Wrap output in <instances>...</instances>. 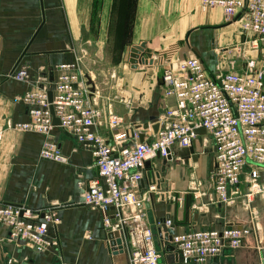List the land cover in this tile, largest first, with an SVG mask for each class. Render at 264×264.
I'll return each instance as SVG.
<instances>
[{"label": "crops", "instance_id": "crops-1", "mask_svg": "<svg viewBox=\"0 0 264 264\" xmlns=\"http://www.w3.org/2000/svg\"><path fill=\"white\" fill-rule=\"evenodd\" d=\"M162 1L0 0V204L20 205L29 209L58 207L55 209L57 218L56 248L42 253L36 252L21 241H8L7 230L0 226V264H4L8 259L13 260L15 264L128 263L123 239V254L118 255L109 246L107 234L110 232L102 229L99 212L80 205L83 189L77 183L98 178L97 169L87 148L79 145L68 132L55 129L52 140L66 157L67 163L59 164L43 160L39 157L44 141L41 135L14 131L8 129L7 125L27 122L26 109L21 102L24 93L36 88H47L49 92L59 73L57 67L74 60L73 54L78 52L75 51L76 46L79 45L83 36L81 32L83 20L109 21L111 20L109 15L113 13V8L114 13L123 14L124 6L126 8L135 6V9H131V13H135V16L120 19L135 20L138 23L136 27L140 28L142 22L152 18L145 13V6H161ZM180 1L185 3L187 10L188 2L193 0H177V2ZM119 6L122 7L119 8ZM127 13H130V10ZM159 14L161 13L158 11L154 12L153 18ZM203 19L209 26L221 25L222 20L226 24L216 29L222 35L219 41L215 38L214 33L211 34L214 30L210 29L204 34L202 41L196 40V35L201 37L200 34H195L196 32H193V35H191L192 33L188 35L191 36L194 46L202 49L204 47L220 49L229 43L230 40L227 41L229 38L233 44H236L237 40L241 41L242 32L238 19L226 22L219 9H211ZM101 32H109V30L101 29ZM151 32L156 31L152 30ZM236 32L237 34H235ZM130 34L128 27V32L122 36L129 37ZM101 35L102 47L98 49L107 52L108 39L104 40L103 38L106 36H103L102 33ZM151 35L153 34L140 32V30L135 32L137 39L140 38L142 42L145 41V36ZM93 37H97V35ZM140 40L138 44L126 42L123 52L129 53L131 46H138L142 43ZM148 49L153 52L158 51L153 46H148ZM251 50L253 56L250 59L257 60L258 67H264L262 59L264 44L259 43L258 49ZM194 55L203 62L208 70H212L218 63L212 49L205 53L208 57L205 60L200 54ZM208 59L209 61H207ZM226 67V70L222 69V71H228L229 66ZM20 68L26 70L27 78L23 82H17L9 76ZM124 80L126 91L125 87L121 88L119 85L118 88L120 87L121 92L114 95L121 98L122 101L115 103L116 98H112L114 114L118 116L121 114L118 104H123L125 111L123 110L120 116L126 115L131 126H140L139 129L132 127L130 131H138L143 137L141 141L148 142L153 139L155 134L152 131L154 123H149V119L157 117L165 106H169L173 102L171 99L163 97L160 72L156 70L155 64L143 66V70L136 71L132 78H129L128 72L125 71L122 81ZM95 89L97 90L96 86ZM100 100L103 101L101 105ZM108 100L98 98L94 101V105L100 108L103 115L99 132L107 139H111V130L107 126L108 115L106 114ZM146 123L148 128L145 130L143 125ZM132 143L133 141L130 139L124 140V146H131ZM207 148L210 153L206 158H202L200 155ZM198 150L203 151L198 154ZM174 162H180L182 166H185V169L180 168V170L175 167ZM159 164L163 167L167 165L168 168L162 173L165 178L160 176L163 182L155 184V171L159 172L163 169ZM150 165L151 168L148 165L146 169L147 175H144L143 180L132 188V193L136 198L145 195L142 208L143 216L139 225L140 228L151 230L155 246L162 253V260L165 264H179V261L178 258L176 259L175 252L163 248V239L154 226L156 220L169 217V220L175 224L173 235L197 230L219 231L225 227H249V214L241 201L242 195L247 191V185L243 178L238 187L241 198L233 205L226 206L210 202L209 196L212 195V191L209 176L214 167V157L213 144L208 135H199L189 149L174 147L171 159L166 161L156 159ZM259 172V181L264 185V169H259ZM193 182L202 184L199 190L207 193L205 197L199 196L197 190L189 191L194 185ZM175 197L183 198L184 205L181 207L176 205L173 208ZM139 212L130 208L124 213L125 216H128ZM251 212L256 217L254 238L246 237L238 248L222 249L219 255L208 259L206 264H259L260 258L264 257V198L254 200ZM180 217L184 218V224L179 223ZM135 224L127 222L129 227H134ZM167 228L166 226L161 227L162 232L164 233ZM162 232L161 234H163Z\"/></svg>", "mask_w": 264, "mask_h": 264}, {"label": "built area", "instance_id": "built-area-1", "mask_svg": "<svg viewBox=\"0 0 264 264\" xmlns=\"http://www.w3.org/2000/svg\"><path fill=\"white\" fill-rule=\"evenodd\" d=\"M200 6L202 10H221L226 22L238 19L243 41L251 49L264 44V0H200ZM78 63L74 57L70 63L57 67L59 73L50 86L51 103L47 88L25 92L21 102L27 122L9 124L7 128L41 135L44 141L39 157L43 160L67 163L52 140L55 129L68 132L87 148L98 178L77 183L83 189L80 205L99 212L104 231L121 233L127 264H165L151 230L139 225L145 195L136 198L132 188L147 175V166L151 168L153 160L171 159L174 147L189 149L199 136L196 131L201 129L213 144L210 202L233 205L241 198L238 187L243 178L247 191L241 201L249 214V227L175 234L168 245L177 254L179 264H206L222 249L238 248L246 237L254 238L256 217L251 206L256 198H264V185L259 181V169H264V67H258L257 60L247 59L240 65L231 63L228 71H222L218 65L208 70L196 55L176 62L163 60L160 85L163 97L173 103L157 116L158 129L148 142L139 141L138 131L121 127V119L113 114L108 102L105 112L111 139L99 132L103 115L94 105L99 94ZM9 76L17 82L27 78L24 68ZM50 106L58 120L56 126L52 124ZM127 139L133 141L131 146H124ZM158 180L155 184H159ZM193 184L189 191L197 190L201 197L207 195L199 190L201 183ZM174 200L178 207L184 205L183 198ZM57 208L29 209L0 204V226L7 230L8 241H21L36 252H46L57 247ZM130 208L140 212L125 216L124 212ZM129 221L136 223L134 227L127 225ZM170 223L166 220L164 226L169 227ZM159 225L154 223L156 228ZM4 264L15 263L8 259ZM259 264H264V257Z\"/></svg>", "mask_w": 264, "mask_h": 264}, {"label": "rangeland", "instance_id": "rangeland-1", "mask_svg": "<svg viewBox=\"0 0 264 264\" xmlns=\"http://www.w3.org/2000/svg\"><path fill=\"white\" fill-rule=\"evenodd\" d=\"M187 5V10L185 3L181 1L177 2V0H163L161 6L146 5L145 13L150 17L152 16V18L144 21V23L142 22L140 28L136 27L138 23L135 20L120 19L128 16H135V13H131V9H135V6H128V8L124 6L122 8L123 14L114 13L113 8V13L111 12L112 14L109 15L111 18L109 21L83 20L81 22V32L83 33V36L82 40H80V42L78 41L79 45L76 46L75 51L78 52L73 55L76 60L79 61L78 64L82 74L85 75L88 81H92L97 87L98 94L100 93V99H112L115 97L114 95L121 92V89H119L120 87L118 88L119 85L121 88L125 87L126 91L127 88L124 85L125 80L122 81L125 77V71L128 72L129 78H132L136 71H142L143 66L146 65L139 63V59L141 61L144 60L145 62L155 64L156 70H159L161 74V63L163 60H172L173 62H176L180 59L193 57L194 54L202 55L205 60L208 58L205 53H207L210 49H212L215 59L218 62L216 65H218L221 70H226V66H229L231 63L236 62V65H240L245 60L250 59L253 56L251 55L252 50L250 48V44L245 45L246 43L243 41V35L241 41L237 40L236 44L231 43L230 38L227 39V41L230 40L229 43L220 49H216L215 47H204V49H202L194 46L191 41V36L189 37L188 35L191 33V35H193V32H196L195 34H200L201 36L198 37L196 35V40L202 41V39L204 40V34L209 32L208 29H210L214 30L211 34L214 33L215 38L219 41V38H221L222 35H220L219 31L216 29L220 26L222 27L226 23L222 20L221 25L209 26L204 22L203 17L210 10H202L200 1L195 2V0H193L188 2ZM121 7L122 6H119V8ZM128 10H130V13H127ZM156 11L161 14L153 18V14ZM128 27L129 33H131L130 36H122L128 32ZM101 29H107L109 32H101ZM136 30H140V32L144 31V33L153 35L145 36V41L142 42L140 38L137 39V36H135ZM152 30L156 32H151ZM101 33L103 36H106L103 38L104 40L108 39L107 42L109 43V46L107 47V52H103L98 49L102 47L101 45L103 40ZM235 34H237V32ZM94 35H97V37H93ZM192 38L194 39V37ZM139 40L142 42L141 44L144 45L142 52L137 55L131 53L130 51L135 47H140L141 44L138 46H131L129 53L123 52L126 42H134L138 44ZM148 46H153L158 51L153 52L151 49H148ZM133 56H136V58ZM207 61H209V59ZM115 98L116 102L122 101L119 97ZM102 102L103 101L100 100V105ZM202 151L203 150H198L197 153L199 154ZM204 151L205 152L200 155L202 158H206V156L210 153L209 148ZM174 164L173 165L179 169H185V166H182L180 162H174ZM159 166L163 168L159 171V174L162 178H165L162 173L168 168V166L166 165L163 167L161 164H159Z\"/></svg>", "mask_w": 264, "mask_h": 264}, {"label": "water", "instance_id": "water-1", "mask_svg": "<svg viewBox=\"0 0 264 264\" xmlns=\"http://www.w3.org/2000/svg\"><path fill=\"white\" fill-rule=\"evenodd\" d=\"M143 48H144V45L141 44L140 47H135V48L131 49L130 51H131V53H134V54L138 55L140 52H142ZM133 57L136 58V56H133ZM139 63L146 64V65L147 64L148 65L151 64L150 62H145L144 60L141 61L140 59H139ZM47 97H48V102L51 103V100H52L51 91L48 92ZM113 103H114L113 99H109L108 104L111 105V108H112V111H113V114H114V106L112 107ZM115 103H116V101H115ZM118 105L120 107V113L122 114L123 110L125 111V109H124L125 107L123 106V104H118ZM49 111H50V114L52 115V124L55 125V126L58 125V120L53 116V110H52L51 106L49 107ZM114 115L121 119V121H122L121 127L129 128V129L134 127V126H131V124L129 122V119L126 117V115H122V116H120V115L118 116L116 114H114ZM156 119H157V117H155V118L152 117V118L149 119V123H154V125L152 126V131L153 132H156L157 129H158V125L156 124ZM139 127L140 126L134 127V129H139ZM147 128H148V124L146 123V124L143 125V129L146 130ZM196 134L204 135L205 131L201 129V130L196 131ZM142 139H143V137L139 134V140L141 141ZM154 176H155L156 180L159 179L158 183H162L163 182L162 178H160V174H159L158 171L155 173ZM172 205H173V208L176 207V203L172 204ZM185 216H186V214H185ZM166 220L170 221L169 217H165L164 219L155 221V222H158L160 224L159 227L156 228V231H157V233H159L160 237L163 239V242L166 245L165 249L169 250L170 252H173V248L170 245H168V243L171 241V238L173 236V231H174L173 229H175V224L170 221L171 223H170L169 227L167 229H165V232L163 233L161 227L164 226V222ZM179 223L180 224H184L185 223L184 218L181 219V217H180ZM161 232L163 234H161ZM107 238L109 239V243H110L109 246L112 249V251H116V253L118 255H122L123 254V244H122L121 233L118 232V231L110 232V233L107 234ZM176 259H177V255H176Z\"/></svg>", "mask_w": 264, "mask_h": 264}]
</instances>
